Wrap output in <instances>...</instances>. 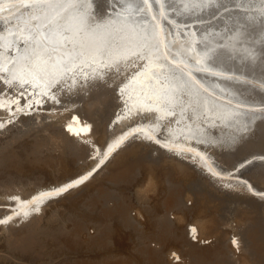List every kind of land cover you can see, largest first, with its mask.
I'll list each match as a JSON object with an SVG mask.
<instances>
[{"label":"bare ground","instance_id":"bare-ground-1","mask_svg":"<svg viewBox=\"0 0 264 264\" xmlns=\"http://www.w3.org/2000/svg\"><path fill=\"white\" fill-rule=\"evenodd\" d=\"M0 264H264V0H0Z\"/></svg>","mask_w":264,"mask_h":264},{"label":"snow or ice","instance_id":"snow-or-ice-1","mask_svg":"<svg viewBox=\"0 0 264 264\" xmlns=\"http://www.w3.org/2000/svg\"><path fill=\"white\" fill-rule=\"evenodd\" d=\"M3 221H0V223H2Z\"/></svg>","mask_w":264,"mask_h":264}]
</instances>
